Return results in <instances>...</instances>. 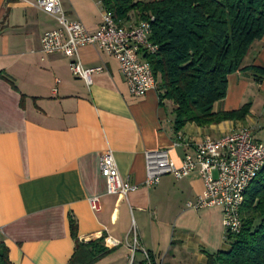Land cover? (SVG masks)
I'll list each match as a JSON object with an SVG mask.
<instances>
[{
    "label": "crops",
    "instance_id": "1",
    "mask_svg": "<svg viewBox=\"0 0 264 264\" xmlns=\"http://www.w3.org/2000/svg\"><path fill=\"white\" fill-rule=\"evenodd\" d=\"M34 12L44 14L31 4L0 0V72L17 88L0 78V243L9 248L12 263L69 264L76 248L71 218L80 242L104 238L113 250L96 264H141L142 250L163 264H207L209 255L229 252L223 209L189 207L204 191L201 174L182 180L165 176L158 186L146 188L145 154L168 151L181 166L188 151L174 146L179 137L197 144L250 129L248 95L255 84L264 92V79L258 84L248 71L229 76L227 96L214 106V112H228L251 102L246 123L189 124L176 134L173 103L162 104L157 88L132 95L113 56L92 46L80 49L86 69L103 70L87 85L71 72L70 59L45 55L43 35L58 25L37 35ZM101 14L87 25L76 20L95 32ZM138 24L131 13L123 26ZM256 43L260 49H251L243 67L264 70V38ZM106 150L113 152L122 178L139 186L127 199L107 194L100 168ZM94 197L101 199L99 213L89 203ZM110 241L119 244L113 247Z\"/></svg>",
    "mask_w": 264,
    "mask_h": 264
},
{
    "label": "trees",
    "instance_id": "2",
    "mask_svg": "<svg viewBox=\"0 0 264 264\" xmlns=\"http://www.w3.org/2000/svg\"><path fill=\"white\" fill-rule=\"evenodd\" d=\"M99 1L120 26L131 13L139 23L154 18L150 42L158 51L144 59L155 75L161 103L174 105L176 134L189 124L246 123L251 102L228 112H214V106L226 98L229 76L248 71L256 83L264 79L263 69L243 67L253 45L264 38V0ZM0 78L17 90L11 77L0 72ZM240 216L241 232L226 237L230 251L209 255L207 264H264V169L247 189ZM70 228L76 248L69 264H96L113 251L104 238L80 242L74 218ZM0 264H13L3 242Z\"/></svg>",
    "mask_w": 264,
    "mask_h": 264
},
{
    "label": "built area",
    "instance_id": "3",
    "mask_svg": "<svg viewBox=\"0 0 264 264\" xmlns=\"http://www.w3.org/2000/svg\"><path fill=\"white\" fill-rule=\"evenodd\" d=\"M16 1L31 4L57 22L58 28L43 35L42 52L45 55L60 53L70 59L71 72L87 85L92 84L94 73L103 71L102 68L86 69L79 59L80 49L92 46L118 61L132 95L142 97L157 88L151 65L144 59L146 54L158 51V47L150 42L154 18L135 27L125 28L115 22L112 13L103 10L99 28L90 32L81 21L67 17L62 8L63 0ZM174 146H182L188 151L181 166L176 165L168 151L145 154L144 186L154 188L165 176L182 180L199 172L204 181V191L189 207L196 210L221 207L226 237L229 234H239L243 227L240 211L244 205L245 193L264 169V143L255 140L251 129L238 128L221 138H208L197 144L179 137ZM190 150L193 152H189ZM100 168L106 180L108 195L127 199L131 193L139 190V186L131 185L122 178L111 150H106L101 155ZM89 203L95 213L101 212L99 197L91 198ZM118 244L119 242L110 241L113 247ZM137 249L135 240L133 251ZM142 253L146 263L163 264V260L152 258L148 251L142 250Z\"/></svg>",
    "mask_w": 264,
    "mask_h": 264
},
{
    "label": "rangeland",
    "instance_id": "4",
    "mask_svg": "<svg viewBox=\"0 0 264 264\" xmlns=\"http://www.w3.org/2000/svg\"><path fill=\"white\" fill-rule=\"evenodd\" d=\"M62 8L66 12L67 17L73 20L81 18L86 25L96 22L98 16L102 13L99 0H63ZM33 19V21L38 22L37 35L57 25V22L53 18L44 14H37L36 12L33 13ZM259 45V43H256L252 50L254 52L259 50ZM249 57L248 63L253 59V57ZM248 100H251L253 103V114L251 115V121L246 124L250 126L255 140L264 143V92L255 84L250 89Z\"/></svg>",
    "mask_w": 264,
    "mask_h": 264
}]
</instances>
